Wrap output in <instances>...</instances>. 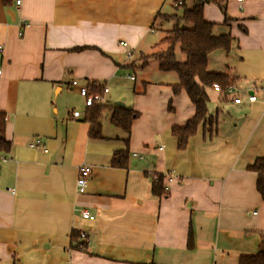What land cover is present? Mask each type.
Wrapping results in <instances>:
<instances>
[{
    "label": "crops",
    "instance_id": "obj_1",
    "mask_svg": "<svg viewBox=\"0 0 264 264\" xmlns=\"http://www.w3.org/2000/svg\"><path fill=\"white\" fill-rule=\"evenodd\" d=\"M21 1L0 0V111L11 142L0 152V264H239L257 254L264 196L249 167L264 158V0L204 3L214 34L236 41L210 53L208 70L227 75L236 95L209 89L215 127L200 126L185 149L171 132L195 113L184 90L146 84L129 101L124 91L168 0ZM91 83L109 88L98 139L79 92ZM115 107L138 113L130 133L113 124ZM116 152H127L125 167ZM82 164L92 172L79 193Z\"/></svg>",
    "mask_w": 264,
    "mask_h": 264
},
{
    "label": "trees",
    "instance_id": "obj_2",
    "mask_svg": "<svg viewBox=\"0 0 264 264\" xmlns=\"http://www.w3.org/2000/svg\"><path fill=\"white\" fill-rule=\"evenodd\" d=\"M195 1L197 4L192 9H188L185 4L186 0H172L176 7H185L184 13L181 17L163 15L167 19H174L176 23L159 43L160 45H167V49L153 53V56L159 61L160 70L175 72L178 75V83L172 85L174 94L184 90L195 108L194 115L183 126H174L171 129L172 134L178 140L180 149L186 148L188 139L196 135L200 126L203 125L206 130L215 127L217 120L214 116L209 115L208 110V90L215 83L221 85L224 93L228 86H233V81L227 75L208 70V57L215 50H232L236 41L230 34H214V24L205 20L203 15V7L206 2ZM3 2L9 5L12 0H3ZM218 3L222 4L221 2ZM221 7L225 11V7ZM181 21L191 26L181 27L179 25ZM176 47H179L181 52L185 54L186 60L184 62L178 61ZM89 88L94 92L102 90V87L94 83H91ZM88 108L87 119L91 123L90 136L92 139L101 138L100 119L102 118L103 105H94ZM137 116L138 113L131 109L115 107L111 120L115 126L130 133L132 122ZM10 151L11 142L6 138V114L0 111V152L8 153ZM127 157V152H116L113 158L114 165L125 167ZM249 169L258 173L257 189L263 197L264 158L257 159ZM152 192L159 197L166 193L163 175H157L156 180L152 179ZM72 244L77 249L83 248V241H81V235L78 232H73ZM239 264H264V246L257 254L243 255Z\"/></svg>",
    "mask_w": 264,
    "mask_h": 264
},
{
    "label": "rangeland",
    "instance_id": "obj_3",
    "mask_svg": "<svg viewBox=\"0 0 264 264\" xmlns=\"http://www.w3.org/2000/svg\"><path fill=\"white\" fill-rule=\"evenodd\" d=\"M186 8H191V4L189 3ZM185 7H176L172 0H168L166 10L163 12L166 16H178L181 17L184 13ZM158 23L154 29V32L151 35V39L146 41V46L144 53L146 57L141 58L138 51L136 55V67L131 74H133L134 80H124V82L128 85L126 93H128V100L135 93L141 91V88H144L146 84H150L151 86L157 88L159 84H176L179 81L178 75L175 72L162 73L159 70V61L152 55L157 51H164L167 49V45H160L161 40L166 37L169 30H171L176 21L174 19H167L165 16H160ZM181 27H190L191 25L184 23L183 21L179 24ZM155 45V46H154ZM177 59L179 62H184L186 60V56L183 52H181L179 47L175 49ZM222 52V51H220ZM223 53V52H222ZM224 54V53H223ZM210 67L216 69V64L213 62L210 64ZM175 81V82H174ZM122 82V83H124ZM134 91H136L134 93ZM209 91V90H208ZM124 103V101H121ZM128 103V102H127Z\"/></svg>",
    "mask_w": 264,
    "mask_h": 264
},
{
    "label": "built area",
    "instance_id": "obj_4",
    "mask_svg": "<svg viewBox=\"0 0 264 264\" xmlns=\"http://www.w3.org/2000/svg\"><path fill=\"white\" fill-rule=\"evenodd\" d=\"M201 1L202 2H210V1L223 2L224 0H201ZM239 1H242V0H239ZM15 2L17 4V6H20L22 1L21 0H15ZM179 4H181V2H179ZM121 45L126 46L127 42H121ZM128 55L132 56V52L128 51ZM130 78L132 80L134 79L133 76H130ZM73 85L77 86L78 82L73 81ZM213 89L216 92L224 93V90L222 89V87L219 83H215L213 85ZM79 92H80L81 96L84 98L85 105L88 108V107H91L94 105H104L107 101L109 88L107 86H102L101 91H95L94 92V91H91L90 88L87 86H81V87H79ZM225 93H227V95H231V96L236 95V89L234 88V86H228L225 90ZM255 100H256V97L254 96V94L249 95L248 101L254 102ZM233 102L234 103H241L242 99L238 96H235V97H233ZM80 113H81L80 110L76 109L73 111V116L78 118L80 116ZM38 143H41L40 139H38L35 143L30 144V147L37 148L39 146ZM44 151L47 152L48 150L44 149ZM91 172H92V168H91V166H89L87 164H82L78 168L77 187H78L79 193H84L86 191ZM154 179L156 180L157 177H154ZM82 217L84 219H87V220H94L95 219V216L90 214L86 210H84L82 212Z\"/></svg>",
    "mask_w": 264,
    "mask_h": 264
},
{
    "label": "water",
    "instance_id": "obj_5",
    "mask_svg": "<svg viewBox=\"0 0 264 264\" xmlns=\"http://www.w3.org/2000/svg\"><path fill=\"white\" fill-rule=\"evenodd\" d=\"M123 105H124L123 103L120 104V106H123Z\"/></svg>",
    "mask_w": 264,
    "mask_h": 264
}]
</instances>
